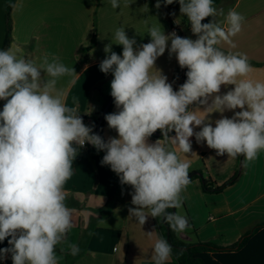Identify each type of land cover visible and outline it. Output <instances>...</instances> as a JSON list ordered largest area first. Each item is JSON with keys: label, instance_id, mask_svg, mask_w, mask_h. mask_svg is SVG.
I'll list each match as a JSON object with an SVG mask.
<instances>
[{"label": "clouds", "instance_id": "clouds-1", "mask_svg": "<svg viewBox=\"0 0 264 264\" xmlns=\"http://www.w3.org/2000/svg\"><path fill=\"white\" fill-rule=\"evenodd\" d=\"M174 2L163 0L165 6ZM178 3L196 39L166 35L163 27L153 25L147 32L150 42L137 46L121 27L114 43L123 46L122 55L111 44L105 46L99 68L113 76L110 95L118 109L104 117L117 133L107 142L56 90L57 78L77 74L74 68L55 57L52 62L45 57L37 67L11 50H0V100L6 101L0 111V242L10 238V247L0 248V260L10 254L12 264H58L56 246L72 227L64 186L86 144L104 151L101 165L110 166L121 185L133 189L129 216L141 226L148 217L163 218L178 233L186 230L188 220L167 210L182 207L181 193L191 177L190 164L177 150L192 153L190 138L195 136L217 156H243L245 167L264 150V82L249 78L253 68L245 54L217 47L222 42L235 47L232 37L241 32L245 18L230 10L224 28L214 19L202 23L218 14L213 0ZM111 6L118 8V0H111ZM155 6L161 7L160 0ZM166 50L187 69L178 90L156 67ZM229 85L234 88L221 94V87ZM73 104H78L76 97ZM226 111L233 116H224ZM214 112L221 113L215 126L208 119ZM157 130L162 138L149 142ZM79 251L72 245L70 254ZM171 253L168 241L157 239L154 264H166Z\"/></svg>", "mask_w": 264, "mask_h": 264}, {"label": "crops", "instance_id": "crops-1", "mask_svg": "<svg viewBox=\"0 0 264 264\" xmlns=\"http://www.w3.org/2000/svg\"><path fill=\"white\" fill-rule=\"evenodd\" d=\"M118 2L120 6L113 8L111 0H16L11 12V43L7 50L17 58L33 61L37 67L45 57L49 62L55 57L74 68L77 74L57 78L56 90L63 93L69 107L77 108L88 126L95 124L104 99L111 92L113 76L101 72L99 65L106 58L104 48L108 44L113 52L122 55L123 46L114 43L117 29L123 27L128 37L136 39L137 46L150 42L147 32L153 25L163 27L166 35L175 32L184 37L182 23L172 14L180 9H167L162 4L158 9L156 0ZM215 7L218 14L208 17V22L214 19L224 28L228 27L225 18L230 10L245 18L241 32L232 37L235 47L224 42L217 47L225 53L245 54L253 68L249 78L264 82V0H221ZM4 12L5 2L0 0V50ZM188 30L190 38L196 39L191 27ZM94 32V45L83 51L91 46ZM156 67L168 77L174 89V82L182 71L175 56L169 57L166 50L157 59ZM42 75L49 79L46 74ZM233 88L234 85L222 86L221 94ZM73 97L78 104H73ZM5 103L0 100V111ZM116 111L113 104L110 113ZM233 114L232 111L223 113L229 118ZM220 118L219 112L208 117L213 126ZM102 136L107 142L117 133L105 122ZM190 139L192 153L177 150L180 158L190 164L189 173L203 172L204 177L222 186L238 168L242 171L235 182L215 194L204 193L199 178L191 180L181 193L182 207L175 209V213L187 218L188 227L184 232H175L176 236L186 244L199 241L221 249L235 247L234 251L240 254L234 264H264V150L245 167L243 156L235 159L217 156L206 143H198L195 136ZM155 141L149 139V142ZM103 156L101 151L86 144L73 163L74 175L64 186L66 204L72 210V227L56 246L58 264H154V244L161 238L157 223L148 217L141 226L135 217L129 216L128 209L134 207L133 189L121 185L110 166L101 165ZM8 239L0 242V248L10 247ZM72 245L80 249L76 256L70 254ZM0 264H12L11 255L0 260ZM166 264L176 263L170 256Z\"/></svg>", "mask_w": 264, "mask_h": 264}, {"label": "trees", "instance_id": "trees-1", "mask_svg": "<svg viewBox=\"0 0 264 264\" xmlns=\"http://www.w3.org/2000/svg\"><path fill=\"white\" fill-rule=\"evenodd\" d=\"M3 1L5 2L4 39H3L1 50H7V48L9 47L11 43V30H12L11 12L16 3V0H3ZM220 1L221 0H213L214 6H216ZM160 2L162 5H164L163 0H160ZM165 7L167 9H172V8L175 10L180 9L178 0H175L173 4L167 5ZM202 23H208V18H205V20L202 21ZM188 26L189 28L191 27L189 22H188ZM94 40H95V32L93 34L91 46L88 48H85L83 51L89 50L94 45ZM186 72H187L186 68L182 69L179 79L175 80L174 82L175 83L174 90H178L179 86L182 85L186 81L187 79ZM110 96L111 95H109L108 97L104 99V105ZM113 104H114V101L110 105V107L107 109L104 117L110 113V110ZM104 117L100 122L97 119V121L93 125L94 133L97 134L98 132V135H100L101 137H103L102 129L106 122ZM157 132H160V131L157 130ZM161 138L162 136H155V135H152L150 137V139H153V140H157ZM101 153L105 155L104 151H101ZM241 171L242 170L238 168L237 171L234 173V175L222 186H218L209 177H204L203 172H200L198 175L197 173L192 172V173H189V175L191 177V180L199 178L201 182V188L204 193L215 194V193H220L226 186L235 182L238 179L239 175L241 174ZM167 211L175 212V209H168ZM154 219L157 223L159 235L161 236V238L167 240L168 243L172 246V253L170 256L176 264H234V262L238 258L237 257L238 254H240L238 251H234L235 247H231L228 249H221L210 243H203L199 241L193 244H186L178 239L175 231L171 230L169 225L166 222H164L163 218H154ZM238 246L240 247L241 245H237L236 247Z\"/></svg>", "mask_w": 264, "mask_h": 264}, {"label": "rangeland", "instance_id": "rangeland-1", "mask_svg": "<svg viewBox=\"0 0 264 264\" xmlns=\"http://www.w3.org/2000/svg\"><path fill=\"white\" fill-rule=\"evenodd\" d=\"M172 14H173L174 19L178 23H180V22L182 23V24H180V26H181L182 33H183L184 37L190 38L191 35H190L189 30H188L189 26H188L187 17L184 16L183 14H181L180 11H178V12L173 11Z\"/></svg>", "mask_w": 264, "mask_h": 264}, {"label": "water", "instance_id": "water-1", "mask_svg": "<svg viewBox=\"0 0 264 264\" xmlns=\"http://www.w3.org/2000/svg\"><path fill=\"white\" fill-rule=\"evenodd\" d=\"M113 101H114L113 98L110 96L109 99L107 100V102L105 103V105L103 106V108H102L100 114H99V118H98V121H99V122L103 119V117H104V115H105L107 109L110 107V105L113 103ZM96 132H97V131H96ZM171 133H173V132H171ZM171 133H169V135H170ZM97 134H98V132H97ZM153 135H155V136H162V135H161V132H155Z\"/></svg>", "mask_w": 264, "mask_h": 264}, {"label": "built area", "instance_id": "built-area-1", "mask_svg": "<svg viewBox=\"0 0 264 264\" xmlns=\"http://www.w3.org/2000/svg\"><path fill=\"white\" fill-rule=\"evenodd\" d=\"M85 147V146H84Z\"/></svg>", "mask_w": 264, "mask_h": 264}]
</instances>
